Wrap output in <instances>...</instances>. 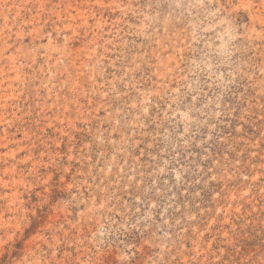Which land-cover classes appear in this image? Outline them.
Listing matches in <instances>:
<instances>
[{
    "label": "rangeland",
    "instance_id": "374dc122",
    "mask_svg": "<svg viewBox=\"0 0 264 264\" xmlns=\"http://www.w3.org/2000/svg\"><path fill=\"white\" fill-rule=\"evenodd\" d=\"M0 264H264V0H0Z\"/></svg>",
    "mask_w": 264,
    "mask_h": 264
}]
</instances>
